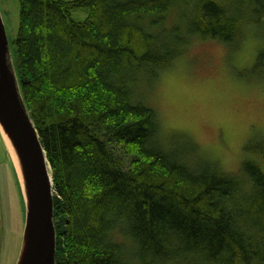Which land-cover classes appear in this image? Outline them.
<instances>
[{"label":"trees","instance_id":"1","mask_svg":"<svg viewBox=\"0 0 264 264\" xmlns=\"http://www.w3.org/2000/svg\"><path fill=\"white\" fill-rule=\"evenodd\" d=\"M16 1L10 50L51 171L54 263L264 264V137L225 172L163 137L147 104L196 40L232 42L264 0Z\"/></svg>","mask_w":264,"mask_h":264},{"label":"rangeland","instance_id":"2","mask_svg":"<svg viewBox=\"0 0 264 264\" xmlns=\"http://www.w3.org/2000/svg\"><path fill=\"white\" fill-rule=\"evenodd\" d=\"M18 14L16 0H0L10 49ZM249 16L230 43L196 40L147 90L161 135L186 137L202 158L229 173L247 159L248 141L264 137V69L254 67L264 48V14L258 23L247 22L257 19L258 12ZM70 17L81 22L87 13L78 9ZM8 149L0 133V264L16 263L24 227V203Z\"/></svg>","mask_w":264,"mask_h":264},{"label":"water","instance_id":"3","mask_svg":"<svg viewBox=\"0 0 264 264\" xmlns=\"http://www.w3.org/2000/svg\"><path fill=\"white\" fill-rule=\"evenodd\" d=\"M0 133L11 151L24 203V227L15 264H55L51 171L20 93L1 17Z\"/></svg>","mask_w":264,"mask_h":264},{"label":"bare ground","instance_id":"4","mask_svg":"<svg viewBox=\"0 0 264 264\" xmlns=\"http://www.w3.org/2000/svg\"><path fill=\"white\" fill-rule=\"evenodd\" d=\"M11 151H9V153H10ZM11 155H12V153H11Z\"/></svg>","mask_w":264,"mask_h":264}]
</instances>
